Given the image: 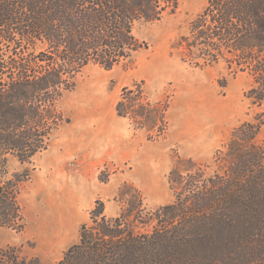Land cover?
<instances>
[{
	"label": "trees",
	"instance_id": "16d2710c",
	"mask_svg": "<svg viewBox=\"0 0 264 264\" xmlns=\"http://www.w3.org/2000/svg\"><path fill=\"white\" fill-rule=\"evenodd\" d=\"M180 0H0V228L21 231L18 203L28 176L9 174L50 146L70 122L59 103L89 65L110 70L147 47L132 34L176 12ZM197 68L223 63L230 75L247 74L245 93L254 114L234 128L212 164L172 170L169 204L142 207L140 193L118 200L107 216L101 201L80 228L78 242L57 264H264V0H207L188 32L171 45ZM167 105L152 103L143 83L124 87L115 105L148 138L166 129ZM0 264H46L14 248Z\"/></svg>",
	"mask_w": 264,
	"mask_h": 264
},
{
	"label": "rangeland",
	"instance_id": "374dc122",
	"mask_svg": "<svg viewBox=\"0 0 264 264\" xmlns=\"http://www.w3.org/2000/svg\"><path fill=\"white\" fill-rule=\"evenodd\" d=\"M206 3L180 0L174 14L136 23L132 34L147 47L113 69H83L59 103L70 122L53 134L49 148L31 163L8 157L9 174L28 176L18 195L24 227L0 228V250L14 248L57 264L78 242L81 226L90 223L96 201L104 204L107 216H115L129 207L118 194L134 199L132 186L145 210L169 204V173L211 165L233 129L251 120L254 110L245 93L252 80L247 74L230 75L223 63L197 68L171 49ZM135 83H143L152 103L167 105L166 129L158 139L156 132L149 139L146 130L135 129L115 112L121 90ZM105 133L119 136L120 143L107 145Z\"/></svg>",
	"mask_w": 264,
	"mask_h": 264
},
{
	"label": "bare ground",
	"instance_id": "6f19581e",
	"mask_svg": "<svg viewBox=\"0 0 264 264\" xmlns=\"http://www.w3.org/2000/svg\"><path fill=\"white\" fill-rule=\"evenodd\" d=\"M102 140L103 142H105L107 145H111V144H119L121 138L119 136H115V135H109L108 133H105L102 136Z\"/></svg>",
	"mask_w": 264,
	"mask_h": 264
},
{
	"label": "crops",
	"instance_id": "0c3cea01",
	"mask_svg": "<svg viewBox=\"0 0 264 264\" xmlns=\"http://www.w3.org/2000/svg\"><path fill=\"white\" fill-rule=\"evenodd\" d=\"M109 135H112V134H109ZM115 136H117V135H115Z\"/></svg>",
	"mask_w": 264,
	"mask_h": 264
}]
</instances>
